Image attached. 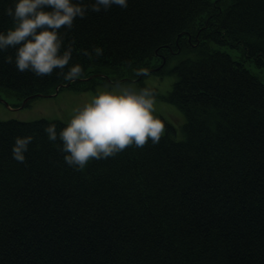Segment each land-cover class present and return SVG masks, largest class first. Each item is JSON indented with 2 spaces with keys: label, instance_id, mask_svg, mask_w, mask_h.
<instances>
[{
  "label": "trees",
  "instance_id": "1",
  "mask_svg": "<svg viewBox=\"0 0 264 264\" xmlns=\"http://www.w3.org/2000/svg\"><path fill=\"white\" fill-rule=\"evenodd\" d=\"M62 30L83 66L68 88L174 74L165 99L185 133L76 169L44 132L66 123L0 120V264H264V0H128ZM95 45L103 55L83 54ZM14 53L0 51V90L36 98L72 82L19 71ZM29 133L17 161L13 138Z\"/></svg>",
  "mask_w": 264,
  "mask_h": 264
},
{
  "label": "clouds",
  "instance_id": "2",
  "mask_svg": "<svg viewBox=\"0 0 264 264\" xmlns=\"http://www.w3.org/2000/svg\"><path fill=\"white\" fill-rule=\"evenodd\" d=\"M114 5L126 8L128 0H12L4 9L12 23L0 30V51L15 49L14 56L7 54L4 59L19 71L43 76L59 69L58 74L73 81L83 75V66L79 62L70 64L73 43L65 46L62 26L71 28L74 20L85 17L89 9L107 11ZM103 51L102 46L95 45L91 51L84 49L83 54L91 58L103 55ZM155 101L153 88L118 81L77 107L63 127L58 129L55 122H49L44 132L56 144L66 165L84 169L91 160L114 156L127 146L159 143L166 121L156 114ZM34 139L31 133L15 136L14 159L25 161Z\"/></svg>",
  "mask_w": 264,
  "mask_h": 264
},
{
  "label": "rangeland",
  "instance_id": "3",
  "mask_svg": "<svg viewBox=\"0 0 264 264\" xmlns=\"http://www.w3.org/2000/svg\"><path fill=\"white\" fill-rule=\"evenodd\" d=\"M223 48L227 49L228 47L223 46ZM233 56L237 58L235 53ZM180 59L181 57L174 58L170 61L169 65L174 66ZM125 79L128 80V77ZM175 80L176 76L174 74L149 73L142 81H123L122 83H130L135 87L148 86L155 90L156 114L160 115L166 121L165 134L171 129L173 131L172 136L174 135L175 139L178 140L185 133L184 124L186 123V118L180 107L173 103L171 104L165 99L166 94L171 91ZM114 85L112 83L99 84L93 89L85 91L75 90L72 87H60L56 95L50 97L42 95L36 98L32 95L27 98L24 96H16L14 93L0 90V120L32 122V120L48 118L67 123L77 107L90 101L98 92Z\"/></svg>",
  "mask_w": 264,
  "mask_h": 264
},
{
  "label": "water",
  "instance_id": "4",
  "mask_svg": "<svg viewBox=\"0 0 264 264\" xmlns=\"http://www.w3.org/2000/svg\"><path fill=\"white\" fill-rule=\"evenodd\" d=\"M69 84H70V83H69ZM69 84H68V85H69ZM65 86H67V85H65ZM57 91H58V89H57Z\"/></svg>",
  "mask_w": 264,
  "mask_h": 264
}]
</instances>
